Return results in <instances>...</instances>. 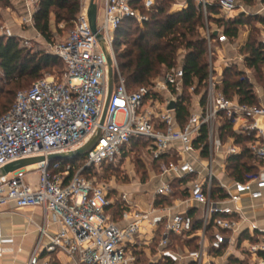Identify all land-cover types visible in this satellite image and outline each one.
Masks as SVG:
<instances>
[{
  "label": "built area",
  "instance_id": "1",
  "mask_svg": "<svg viewBox=\"0 0 264 264\" xmlns=\"http://www.w3.org/2000/svg\"><path fill=\"white\" fill-rule=\"evenodd\" d=\"M135 1L100 0L103 17L97 20V34L90 27L89 4L82 3L74 29L50 47L49 53L64 65L63 76L42 79L19 91L11 110L0 117V171L20 161L44 159L33 165L36 169L30 166L0 176V209L13 204L18 210L43 211L44 223L38 227V240L26 264H53L50 257L54 254H63L76 264H139L135 250L141 247L147 264H158L166 257L177 264H264V228L248 216L256 209L264 213V104H242L222 91L224 69L236 60L227 56L226 47L234 44L223 26L209 21L208 7L217 6L220 13L214 18L222 21L237 16L239 9L252 15L237 0H195L205 17L206 87L200 93L198 82L185 88L182 62L166 69L150 85L129 92L114 42L124 19L133 17L140 24L148 21L133 7ZM38 3H33L24 19L26 26H34ZM155 3L143 0L144 9L150 12ZM0 36L11 38L13 34L8 29ZM260 45L264 48V34ZM106 53L112 60L114 88L102 124L110 81ZM186 95L190 103L184 100ZM171 103L187 105L190 115L183 127L178 125L176 110H169ZM225 123L238 136L250 137L247 147L258 162V172L242 181L227 173L228 159L241 155L243 149L234 138L222 141ZM203 129L206 140L201 143ZM94 139L74 174L75 166L64 164L66 160L49 161L54 155L74 153ZM143 140L149 143L153 161L166 157L168 162L153 177L161 184L147 209H140L128 194H119L129 209L123 215L128 222L120 225L106 216L111 205L107 187L83 172L115 164L125 149ZM31 173L39 175L36 184L25 181ZM174 182L180 183V192L188 197L156 207L158 197L173 199ZM182 206L200 212L197 231L189 210L176 211ZM49 216L60 227L58 231L51 230ZM244 226L249 233L245 239ZM157 233L159 243L152 253ZM174 238L195 240L197 248L174 244ZM7 252L0 245V260Z\"/></svg>",
  "mask_w": 264,
  "mask_h": 264
},
{
  "label": "trees",
  "instance_id": "2",
  "mask_svg": "<svg viewBox=\"0 0 264 264\" xmlns=\"http://www.w3.org/2000/svg\"><path fill=\"white\" fill-rule=\"evenodd\" d=\"M174 1L176 0H156L150 11L148 21L140 24L135 18L128 17L123 20L115 33L114 50L120 72L126 81L129 92H134L140 87L150 85L152 80L164 70L175 67L183 51H185V88L188 90L195 82H198V93H200L206 87L205 82L209 75V62L208 46L204 37L205 17L203 11L197 6L195 0H185L183 7L179 11L172 12L171 5ZM255 1L237 0V3L252 7L255 5ZM81 6V0H40L33 16L34 28L47 41H51L54 36L52 24H55V28L59 30H62L60 29L62 24L65 25L64 29L73 30ZM133 7L138 8L143 14L145 13L143 0L135 1ZM219 13L217 6L208 7L209 21L220 27L223 26L230 42L237 38L240 29L252 24V19H255L258 24L264 27V18L259 16L246 17L245 15H237L229 21H222L214 18ZM256 42L249 39L244 48L240 50V54L244 57L246 56V65L259 74L261 73V67L264 66V48L259 41L258 43ZM122 47H124L123 50ZM53 69L63 70L61 71L62 76L65 72L63 63L56 56L50 53L31 54L21 47L18 38L0 36L1 81L4 80L8 84H20L25 79H37L34 82L36 83L42 80L39 78L45 70ZM221 89L229 99L238 98L242 104L258 105L252 85L245 79L243 73L236 69L235 65L225 67ZM18 92L14 94V98L11 90L0 92V95H3V100L0 101V113L5 112L0 117L11 110ZM184 100L190 103V96L186 95ZM189 115L190 112L187 105L184 103L178 104L176 118L180 127L186 124ZM227 136L234 138L236 144L243 149L241 155L228 159L227 173L229 177L236 181H242L248 175L257 173L258 162L247 147L250 137L238 136L234 133L232 127L225 123L221 129L222 141H225ZM205 140L206 129H203L200 142L202 143ZM141 143L146 147L149 145L148 142L143 140L132 144L130 148ZM126 154L127 149L124 150L122 156L124 157ZM84 160L85 156H80L72 160L63 161V163L73 164L75 169L72 174H74L83 165ZM167 162L168 159L166 157L159 162L154 161L157 173H159L160 165ZM104 166L111 167L113 164H105L102 167ZM100 169H87L83 172V175L96 181L97 172ZM173 185L175 190L173 199L158 197L156 207L171 205L174 199H186L188 197L186 192H180L179 182H174ZM117 200L122 220L124 213L129 209L120 198H117ZM109 209L110 207L106 209V216L111 222H114L112 216L108 213ZM189 214L195 217L194 230L197 231L201 227L200 212L196 209H191ZM121 220L114 223L120 224ZM159 238L160 233H157L151 245L152 253L156 251ZM174 244H179L181 247L188 246L192 250L197 248L195 240L182 241L180 238H174ZM135 251L139 257V264H147L148 258L144 248H136ZM158 264L177 263L166 257Z\"/></svg>",
  "mask_w": 264,
  "mask_h": 264
},
{
  "label": "rangeland",
  "instance_id": "3",
  "mask_svg": "<svg viewBox=\"0 0 264 264\" xmlns=\"http://www.w3.org/2000/svg\"><path fill=\"white\" fill-rule=\"evenodd\" d=\"M38 0H1L0 1V35H3L5 30H10L13 34V37H16L20 40L21 47L25 48L31 54H38V53H49L50 47L53 46L57 41L65 38L67 34L71 31V29H56L55 24H52V33L53 38L51 41H47L44 37H42L34 28V26H26L23 23V17L29 12H26L25 6L28 2L32 5ZM91 0H81V3L89 4ZM98 2V0H97ZM185 0H176L171 5V11L177 12L179 11L182 6L184 5ZM140 13L149 19L150 12L145 10L143 14L142 11ZM101 13L98 14V22L101 20ZM253 22L248 27L242 29V37L248 36L249 39L253 41L260 40L261 31L263 27L256 22L255 19H252ZM3 37V36H2ZM22 37V38H21ZM124 47H122V50ZM182 55V56H181ZM181 55L178 59V63L176 66H179L182 62H185L184 55L185 51L181 52ZM217 58V57H216ZM209 62V61H208ZM237 70L243 73L245 79L249 81V83L253 87V91L255 95L263 96L264 93V66L261 67V73L257 74L253 69H250L247 65L239 66L235 64ZM61 71L63 70H45L43 74H41L39 79H46V78H61ZM165 70L152 81L160 78L164 74ZM2 77V73L0 71V78ZM37 80V79H36ZM36 80L33 79H25L20 84H8L6 81L0 80V92H7L13 91L12 97L14 98V94L20 90L28 89L32 83ZM259 88L257 89L255 87ZM260 92V93H259ZM3 100V95H0V101ZM258 104L260 103L257 99ZM5 113V112H3ZM2 112L0 113L3 114ZM119 121L122 120V116H119ZM231 137H226V140L223 142H227L230 140ZM158 174L156 165L152 160L150 153L147 150V147L141 143L138 146L133 148L127 149V154L118 161L113 164V166L108 167L104 166L97 172L96 182L98 184L105 185L109 190L108 199L111 203L109 209V215L112 216L114 222H118L121 220L120 211H119V204L117 203V198L119 199L120 193L125 194H133L136 193L137 200L141 201L145 206L146 201L148 199V193H144L146 191L150 192L152 189L151 181L153 177ZM152 175V177H151ZM39 175L38 173H31L27 175L25 181L31 182L32 184H36L38 182ZM138 194V195H137ZM140 204V203H139ZM34 215V214H31ZM44 221V218H43ZM44 222L41 223V225ZM38 225V226H41ZM39 236V234H38ZM38 240V238H37ZM4 258V256H3ZM15 258V257H14ZM18 258H16L17 260ZM23 257H20L16 262L21 263ZM148 262V260H147ZM146 262V263H147Z\"/></svg>",
  "mask_w": 264,
  "mask_h": 264
},
{
  "label": "crops",
  "instance_id": "4",
  "mask_svg": "<svg viewBox=\"0 0 264 264\" xmlns=\"http://www.w3.org/2000/svg\"><path fill=\"white\" fill-rule=\"evenodd\" d=\"M39 1L40 0L35 1V2H39ZM97 5H98V14L99 12L102 14L101 15V20H102L103 11L100 7V0H98ZM239 5H241L247 13L251 15H255V16L257 13H260L258 14V16L261 18H264V11L262 10L264 6L263 0H256L255 5L252 7L246 6L241 3ZM32 6L33 4L31 5L28 2V4L25 6L26 12H29ZM237 15H245V13L243 12V10L239 9L237 11ZM245 16L249 17L247 15ZM27 17H28V14L23 17V21ZM242 29H240L237 38H235V40L231 42V44L232 43L234 44L233 45L234 47H231V45L227 46L226 52L229 58L236 59L235 62L231 63L230 65L237 64L239 66L244 65V67H246V56L245 57L242 56L240 54V50L244 48V46L247 44L248 36H247V33L245 37L241 36ZM263 34H264V27L261 31V37H260L259 43L261 42ZM240 58H243V60H240ZM255 88L257 89V92H258L259 91L258 86ZM256 97L259 100V102H262L264 104V93H263V96H258L256 94ZM262 122L264 123V121ZM168 179L169 178L167 177V180ZM225 180L228 181L229 178L225 177ZM151 184H152L151 185L152 189L150 190V192L148 191L144 192L145 194L148 193L147 194L148 199L146 201L145 206H143L144 204L141 201L137 200L136 193L128 194L130 196V200L134 204L138 205L140 209H147L149 207V205L152 203V200H153V192L156 189V187L159 184H161V181L160 179L156 178L151 181ZM191 209L193 208L182 206V207L177 208L176 211L184 212L186 210L190 211ZM31 214H34V215H31ZM248 216L250 218V221L254 222L260 228H264V213L256 209L254 212L249 211ZM43 218H44L43 211L40 208L31 209V210H18L15 208L13 204H9L0 209V222H1V234H2V240L0 242V245L2 246L3 249L8 251L7 253L4 254V258L2 257V259L0 260V264H26V262L28 261L30 255L32 254L36 246L37 238H38V227H39L38 225H41V223L43 222ZM47 222L51 224L52 231L56 232L60 229L58 225L52 224L51 216L48 217ZM127 222L128 221H125L124 219H122L120 222V225H125ZM248 234H249L248 227L244 226L243 232H242L243 239H245V237H248ZM20 257H23V260L21 263H17L16 261ZM16 258L18 259L16 260ZM50 258L53 264H76L74 261H72L71 259H69L67 256L63 254H54V255H51Z\"/></svg>",
  "mask_w": 264,
  "mask_h": 264
},
{
  "label": "water",
  "instance_id": "5",
  "mask_svg": "<svg viewBox=\"0 0 264 264\" xmlns=\"http://www.w3.org/2000/svg\"><path fill=\"white\" fill-rule=\"evenodd\" d=\"M88 17H89V23H90V27L91 30L94 34H97V20H98V5H97V0H91L89 3V7H88ZM100 38V36H99ZM106 57H107V62L110 68V81H109V89H108V94H107V101H106V108L104 111V115H103V119H102V124L104 123L105 117H106V113H107V109L109 106V102L113 93V88H114V81H113V75H112V60L111 57L106 53ZM177 105L175 103H171L169 106V110H176ZM96 139L90 141L86 146H84L83 148L77 150L74 153H68V154H61V155H54L49 157V161L50 162H54V161H61V160H72L74 158L80 157V156H85L93 147L94 143H95ZM44 159L43 158H37V159H30V160H24V161H20L14 164H11L7 167H5L4 169H2L0 171V176H6L9 175L17 170H21V169H25L28 168L30 166H33L35 164L41 163L43 162Z\"/></svg>",
  "mask_w": 264,
  "mask_h": 264
},
{
  "label": "bare ground",
  "instance_id": "6",
  "mask_svg": "<svg viewBox=\"0 0 264 264\" xmlns=\"http://www.w3.org/2000/svg\"><path fill=\"white\" fill-rule=\"evenodd\" d=\"M31 169H36V168H35V166H33V168H31Z\"/></svg>",
  "mask_w": 264,
  "mask_h": 264
}]
</instances>
